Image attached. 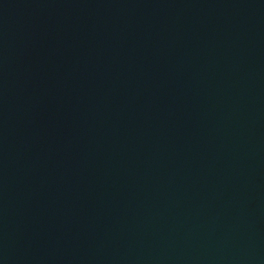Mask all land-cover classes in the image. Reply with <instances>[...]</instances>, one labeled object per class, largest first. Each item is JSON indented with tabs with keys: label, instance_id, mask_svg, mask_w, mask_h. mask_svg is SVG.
Wrapping results in <instances>:
<instances>
[{
	"label": "water",
	"instance_id": "water-1",
	"mask_svg": "<svg viewBox=\"0 0 264 264\" xmlns=\"http://www.w3.org/2000/svg\"><path fill=\"white\" fill-rule=\"evenodd\" d=\"M0 264H264V0H0Z\"/></svg>",
	"mask_w": 264,
	"mask_h": 264
}]
</instances>
